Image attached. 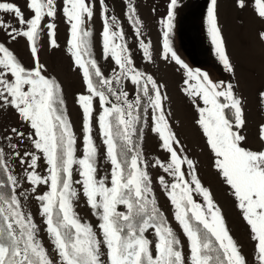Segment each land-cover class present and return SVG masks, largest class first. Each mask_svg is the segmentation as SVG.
Wrapping results in <instances>:
<instances>
[{
  "label": "snow or ice",
  "instance_id": "1",
  "mask_svg": "<svg viewBox=\"0 0 264 264\" xmlns=\"http://www.w3.org/2000/svg\"><path fill=\"white\" fill-rule=\"evenodd\" d=\"M241 9L246 0H236ZM104 0H101V4ZM207 13L208 32L219 60L233 72L224 40L218 26L217 0H210ZM178 0H170L169 10L160 23L163 25V59L174 61L186 71V94L200 98L203 106L196 105V121L214 153V167L232 190L243 219L249 226L251 239L256 244L257 264H264V150L254 151L243 146L246 136L245 101L235 92L232 83H214L207 73L190 68L173 50L170 34L174 29ZM258 18L264 20V0H253ZM32 18L25 20L20 7L11 2H0V12L13 14L21 30L0 18V30L16 40L24 37L35 67L27 69L5 43L0 42V110L12 108L31 129L27 138L35 150L42 154L47 165V175L37 171L41 155L36 151L18 150L25 133L13 127L4 137L12 154L24 166V178L36 193L42 185L48 190L35 198L40 202V215L46 231L52 237L57 251L56 264H104L101 243L107 249L108 264H185L181 242L166 217L157 206L149 174V164L142 158L137 141L138 127L147 123L151 109L153 127L161 141L162 149L169 154L167 162L157 159L152 165L160 167L173 177L169 184L163 176L170 203L175 208L174 218L182 227L190 244L189 264H247L240 246L230 234L221 209L215 204L212 192L203 186L196 174V164L182 155L183 146L177 139L164 109L161 85L150 74L135 67L124 40L122 28L113 30L115 17H109L105 6L103 16V54L111 58L117 68L105 76L91 51L90 31L85 30V17L89 20L94 11L89 0H64L62 12L70 24V52L74 66L82 73L87 94H79L77 103L84 117V155L76 157V137L69 118L63 109V89L60 83L44 75L45 65L40 63L38 41L43 31L44 18H55L56 0H29ZM135 8L129 19L136 25ZM49 30L50 44L58 47L55 23L44 25ZM139 35L140 27H136ZM264 41V31L259 32ZM119 41V42H117ZM144 57L151 61V45L141 42ZM118 69V70H117ZM125 82L135 86V96L130 99ZM194 82V83H192ZM114 98V99H113ZM264 102V91L259 93ZM101 112L98 126L111 164L110 181L97 179V147L93 139V114L95 102ZM259 136L264 141V124L259 126ZM19 138L18 143H12ZM180 146V151L177 147ZM78 166L83 193L93 210H96L103 240L97 238L90 224L81 222L73 208L78 193L73 188V167ZM185 167L188 170L186 178ZM110 182V186H109ZM20 181L0 147V264H54L42 242L38 239V225L22 208ZM193 193L203 197L198 203ZM123 206L126 211H118ZM154 230L153 241L145 233Z\"/></svg>",
  "mask_w": 264,
  "mask_h": 264
},
{
  "label": "rangeland",
  "instance_id": "2",
  "mask_svg": "<svg viewBox=\"0 0 264 264\" xmlns=\"http://www.w3.org/2000/svg\"><path fill=\"white\" fill-rule=\"evenodd\" d=\"M0 2H11L20 7L25 20L34 15L28 8L29 0H0ZM93 7L94 15L89 20L85 17L84 28L92 33L91 51L93 57L101 67L105 76H111L113 68H117L111 58L104 59L103 54V16L105 6L109 17H115L113 30L124 33V40L131 53L135 67L152 75L161 85L162 95L166 96L163 101L172 130L175 132L180 145L183 146L182 155H187L196 164V174L204 187L208 188L213 195L215 204L221 209L226 226L240 246L241 253L245 256L247 264H257L255 258L256 244L251 239L250 229L243 219L242 212L237 206V200L232 194L230 187L224 182L214 167V153L207 144L206 137L196 121L199 117L196 105L203 106L200 98L190 97L184 89L187 87L186 71L174 61L163 59V25L160 21L166 17L169 10L170 0H89ZM64 0H56L55 18L45 17L40 33L38 48L40 63L45 65L44 75L54 77L63 89L64 105L62 106L70 120L72 130L76 137V157L84 155V117L80 105L77 103L79 94H87L86 84L82 73L74 66V58L70 52V24L62 12ZM135 8V17L140 21L136 25L129 19L131 8ZM211 7L210 0H178L174 29L170 34L173 50L193 70L199 69L207 73L209 78L218 83H232L235 92L245 101L246 125L241 134L246 136L243 146L254 151L264 150V141L259 136V126L264 124V102L259 99V93L264 91V41L259 38V32L264 31V20L258 18L253 0H246V7L241 9L236 0H217V19L224 40L225 49L233 65V72L228 71L215 51L207 25V13ZM0 18L8 24L24 30L25 24H19L17 18L10 13L0 12ZM49 22L55 23V39L58 47L50 44L49 30L44 25ZM140 27L139 35L136 27ZM0 42L5 43L17 56L18 60L27 69L35 67L33 57L29 50V42L20 36L12 40L7 32L0 30ZM119 42V41H117ZM141 42L151 45V61L143 55ZM118 70V69H117ZM194 83V82H192ZM125 90L129 92L130 99L135 96V86L125 82ZM114 99V98H113ZM96 111L93 114V139L97 147L96 177L107 178L110 181L111 164L106 156V148L103 137L98 126V116L101 112L99 101L95 102ZM17 128L25 133V138L19 144V151H36L41 155L37 171L40 175H47V165L42 154L34 149L32 142L27 137L34 132L30 126L18 116L12 108L0 110V147H4L6 159L13 168L14 174L20 181V191L24 192L26 199L21 197L22 208L26 214H30L38 225V239L48 252L54 264L58 261L57 251L54 247L52 237L46 231L44 218L40 215V202L35 198L48 190L47 185H42L36 193L31 192V186L24 179L27 173L24 166L20 165L18 159L12 154L8 142L4 137L10 135L11 128ZM153 120L151 109L147 116V123L142 122L140 148L142 158L149 164V174L152 179V189L157 201V206L166 217L167 224L173 229L176 237L181 242L185 264H189L190 244L183 233L182 227L174 218L175 208L170 203L167 191L160 184L159 177L163 176L171 184L173 177L165 173L160 167H153L157 159L167 162L169 154L161 147V141L156 133L152 131ZM12 143H18L19 138H13ZM180 151V146H176ZM186 178L188 170L185 167ZM73 188L78 195L73 200V208L81 222L90 224L97 234V238L103 240L102 232L98 225L100 220L96 210H93L87 202L83 193L82 184L76 183L81 180L78 166L73 167ZM110 186V182H109ZM194 199L204 204L203 197L193 193ZM118 211H126L119 206ZM145 235L153 241V252L155 254L156 237L154 230L149 229ZM101 259L108 264L107 249L101 243Z\"/></svg>",
  "mask_w": 264,
  "mask_h": 264
},
{
  "label": "trees",
  "instance_id": "3",
  "mask_svg": "<svg viewBox=\"0 0 264 264\" xmlns=\"http://www.w3.org/2000/svg\"><path fill=\"white\" fill-rule=\"evenodd\" d=\"M140 128V132H139V137L141 136V127H142V123L141 125L138 126ZM138 145H140V138L137 141Z\"/></svg>",
  "mask_w": 264,
  "mask_h": 264
}]
</instances>
